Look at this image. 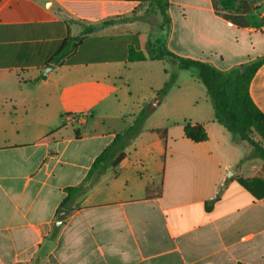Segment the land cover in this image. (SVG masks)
I'll use <instances>...</instances> for the list:
<instances>
[{
	"label": "crops",
	"instance_id": "crops-1",
	"mask_svg": "<svg viewBox=\"0 0 264 264\" xmlns=\"http://www.w3.org/2000/svg\"><path fill=\"white\" fill-rule=\"evenodd\" d=\"M216 2L169 0L163 27L149 2L0 0V264H264V187L256 198L238 182L264 181L262 160L248 143L232 142L207 91L198 97L181 81L188 70L168 59L128 61L136 35L221 71L263 57L264 0L250 4L241 27L218 15ZM121 18L129 21L83 36L67 63L48 64L66 38ZM173 72L178 79L160 95ZM250 94L264 114V66ZM189 97L210 107L189 123L203 126L207 141L187 139L184 125L150 126L157 109ZM146 107L150 117L117 175L102 176L58 220L65 189L84 182ZM253 139L264 146L259 133Z\"/></svg>",
	"mask_w": 264,
	"mask_h": 264
},
{
	"label": "trees",
	"instance_id": "trees-1",
	"mask_svg": "<svg viewBox=\"0 0 264 264\" xmlns=\"http://www.w3.org/2000/svg\"><path fill=\"white\" fill-rule=\"evenodd\" d=\"M141 2H149L153 12L158 13L163 20V27H169L171 18L168 13L170 3L169 0H136ZM256 0H217L214 8L218 15L224 19L232 21L238 26H245L244 14L250 9V4ZM129 21V18H121L117 20L105 21L100 25H91L85 28L82 37L66 38L59 50L52 56L48 64L61 66L67 63L75 54L79 43L83 36L92 33L99 26L112 25L118 22ZM133 42L128 52L129 62H144L148 59L153 61L168 59L173 64H177L180 70H190L195 68L197 74L195 77L201 82L208 96L211 99L214 116L217 123L223 126L231 135L232 142L239 144L246 142L252 148V156L262 160L264 163V146L253 139L254 132L259 133L264 138L261 126L264 123V114L256 106L250 94V85L257 71L264 66V56L251 61L239 68H233L229 71H221L209 63L189 58H183L172 53L165 40H151L144 35H136L132 37ZM45 79L41 74L31 84H35ZM178 79L177 72H173L170 80L165 84L164 88L159 92L160 95H166L174 86ZM151 114L149 107L144 108L134 124L125 132L117 134L113 142L107 146L104 151L95 159L84 182L75 187L65 189L67 197L61 203L57 219L62 220L60 216L61 210L73 212L79 208L76 204L77 199L84 196L88 190L97 183L102 176L109 172L117 175L118 166L127 157V149L132 143L143 133L146 121ZM161 138H167V130H156ZM184 134L187 139L200 143L208 140L206 130L201 125H184ZM244 158L240 163H242ZM239 184L247 189L254 197L259 198L256 188L260 184L264 187V181L255 179H239ZM264 195V193H262ZM213 201L207 204L209 210ZM58 227L54 226L53 232L49 238L53 242L58 234ZM242 264V263H240Z\"/></svg>",
	"mask_w": 264,
	"mask_h": 264
},
{
	"label": "rangeland",
	"instance_id": "rangeland-1",
	"mask_svg": "<svg viewBox=\"0 0 264 264\" xmlns=\"http://www.w3.org/2000/svg\"><path fill=\"white\" fill-rule=\"evenodd\" d=\"M197 73L195 68H191L188 71H182L181 81L188 82L191 85H195L194 88H191L190 91H194L195 94L199 97L201 95V90L206 92L204 85L197 80L194 76ZM207 94V93H206ZM208 96V95H207ZM210 103L212 105L211 99L208 96ZM189 103L185 104V101L181 104H172L166 106V108L161 107L156 110L155 116L150 121V126L160 127V128H170L176 127L178 125L189 124L191 119H194L195 111H197L201 118H206L208 112H210V107L204 99L198 100V103L191 105L192 97L188 98ZM213 109V105L211 106ZM196 116V115H195ZM198 116V115H197ZM150 117V116H149Z\"/></svg>",
	"mask_w": 264,
	"mask_h": 264
},
{
	"label": "water",
	"instance_id": "water-1",
	"mask_svg": "<svg viewBox=\"0 0 264 264\" xmlns=\"http://www.w3.org/2000/svg\"><path fill=\"white\" fill-rule=\"evenodd\" d=\"M52 69H53L52 66L49 67L48 70L45 72V75L48 74ZM66 213H67L66 210H62V211H61V215H62V216H63L64 214H66ZM60 224H61V222L58 223V225H60Z\"/></svg>",
	"mask_w": 264,
	"mask_h": 264
}]
</instances>
